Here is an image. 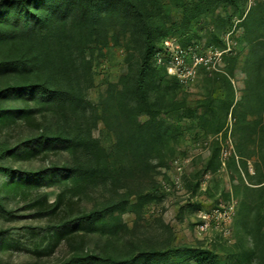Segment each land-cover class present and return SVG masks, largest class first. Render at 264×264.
<instances>
[{
	"label": "rangeland",
	"instance_id": "374dc122",
	"mask_svg": "<svg viewBox=\"0 0 264 264\" xmlns=\"http://www.w3.org/2000/svg\"><path fill=\"white\" fill-rule=\"evenodd\" d=\"M133 1L139 11L104 5L87 25L49 13L29 40L0 41V68L15 62L0 90L33 81L63 92L29 101V121L0 120V200L19 216L0 218V264H62L79 248L135 264H264V0ZM176 50L181 76L168 68ZM43 134L74 142L13 157ZM64 166L48 182L4 186L8 172ZM44 193L62 207L34 218ZM91 212L94 229L48 252L45 230Z\"/></svg>",
	"mask_w": 264,
	"mask_h": 264
},
{
	"label": "trees",
	"instance_id": "16d2710c",
	"mask_svg": "<svg viewBox=\"0 0 264 264\" xmlns=\"http://www.w3.org/2000/svg\"><path fill=\"white\" fill-rule=\"evenodd\" d=\"M123 0H1L0 1V41L7 40L8 42H14V37L18 34H22L25 38L21 42H25L31 38L35 33H41L48 25L50 14H59L66 12L73 14L74 19L82 24L87 25L94 21L96 12L104 5H112L113 3H120ZM129 3L139 11V4L133 0H128ZM45 12V13H43ZM47 12V14H46ZM50 13V14H49ZM148 51L146 53L145 60L143 61L139 89L143 98H146L144 76L148 68V60L152 51L151 42L148 41ZM16 44V43H15ZM15 62H7L5 67L0 68V73L9 69V65H13ZM17 65L21 67L23 71H26L28 64L26 58H20ZM63 92L58 89H52L44 83H36L33 81H25L23 85L13 86L8 89L0 90L1 101L8 99H22L25 101L24 106L21 108H8L0 105V120H9L20 118L22 121H29L34 116L35 109L30 107V102H40L43 99H52L54 96L62 95ZM43 141H38L36 144L31 142L25 143L22 146H17L12 155L14 158L31 159L36 156L37 153L42 152L45 148L52 147L56 144H68L74 142L71 138L63 135L51 136L49 134H43ZM41 138V139H42ZM72 168L64 166L63 168L53 167L45 173H32L22 172L19 176L15 172H8L7 176L10 182H5V187L17 188L20 187L23 182L25 184L30 183H42L48 182L54 178L55 175L59 176ZM62 196L59 195L55 202H49L47 195L44 193L36 199V212L33 214L34 218H44L51 215L58 214L57 212L62 207ZM95 213H86L83 216L75 219L71 222H65L59 224L55 228L50 230H43V236L48 239V245L50 253L60 241L65 240L70 234L79 235V231H90L94 229L96 221L94 220ZM0 218L7 221H17L19 216L16 212L7 209V207L0 200ZM82 238L83 235H80ZM6 238L0 240V245L5 244ZM206 262H212L214 259L205 260ZM62 264H135V259H118L111 254H98L90 249L79 248L73 252L70 258L64 261Z\"/></svg>",
	"mask_w": 264,
	"mask_h": 264
},
{
	"label": "built area",
	"instance_id": "2783aa9c",
	"mask_svg": "<svg viewBox=\"0 0 264 264\" xmlns=\"http://www.w3.org/2000/svg\"><path fill=\"white\" fill-rule=\"evenodd\" d=\"M184 53L185 51L184 50H176L175 51V55L173 54V57H171V64L172 65H178V67H173V66H170L168 67L169 68V71L173 73H176L178 75L181 76V74L179 73V70H181L182 68L180 66H183V61H184Z\"/></svg>",
	"mask_w": 264,
	"mask_h": 264
}]
</instances>
